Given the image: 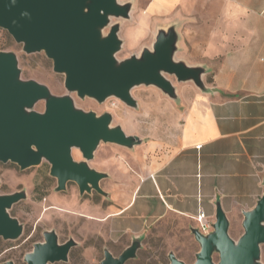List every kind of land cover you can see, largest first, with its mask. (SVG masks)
I'll use <instances>...</instances> for the list:
<instances>
[{
	"label": "water",
	"instance_id": "obj_1",
	"mask_svg": "<svg viewBox=\"0 0 264 264\" xmlns=\"http://www.w3.org/2000/svg\"><path fill=\"white\" fill-rule=\"evenodd\" d=\"M132 9L133 2L120 0H0V27L22 43L25 52L44 51L53 60L54 71L65 74L69 93L76 92L81 98L103 103L116 97L136 108L133 88L153 85L177 99L176 86L168 75L203 87L207 66L176 59L177 23L159 29L151 48L122 60L117 57L124 42L120 24L112 20L129 19ZM40 101H45L43 111L35 109ZM103 142L133 148L142 138L113 125L111 112L99 115L84 110L71 94L57 95L44 83L24 79L17 54L0 51V161L25 169L46 160L51 164V175L58 180L56 190H64L69 181H75L81 194L95 190L107 196L101 181L109 174L89 163ZM74 148L83 159L74 158ZM26 197L24 190L0 194V237L18 239L22 235L24 226L10 209ZM243 215L244 231L238 239L230 235V221L220 204L210 232L192 227L200 244L194 264H264V194ZM44 238L25 255L27 264L68 261L77 245L73 238L60 242L54 230L45 231ZM141 240L134 239L118 256L105 249L101 264H126L137 256ZM169 260L168 264H187L174 252L169 253ZM4 264L15 263L9 260Z\"/></svg>",
	"mask_w": 264,
	"mask_h": 264
},
{
	"label": "crops",
	"instance_id": "obj_2",
	"mask_svg": "<svg viewBox=\"0 0 264 264\" xmlns=\"http://www.w3.org/2000/svg\"><path fill=\"white\" fill-rule=\"evenodd\" d=\"M134 7L177 23L185 61L208 69L203 87L177 92L166 141L128 133L142 142L128 148L120 181L110 182L106 216L90 217L105 221L110 240L126 237V247L168 216L192 228L204 210L214 224L218 204L230 228L243 229V212L264 194V0H136ZM94 168L112 180L107 168Z\"/></svg>",
	"mask_w": 264,
	"mask_h": 264
},
{
	"label": "rangeland",
	"instance_id": "obj_3",
	"mask_svg": "<svg viewBox=\"0 0 264 264\" xmlns=\"http://www.w3.org/2000/svg\"><path fill=\"white\" fill-rule=\"evenodd\" d=\"M127 1L133 2L131 17L112 20L113 23L120 24L119 34L124 42L117 54L120 60L132 54H140L145 47L151 48L158 30L168 29L174 23L168 18L146 16L141 8L134 7L136 0H120ZM108 31L109 29H106L105 32ZM0 51H13L17 54L24 79H35L44 83L57 95L71 94L76 105L84 110H93L99 115L111 112L113 125H121L127 133L139 131L144 135L145 141H166L169 138L175 119L173 107L176 102H180L179 97L174 99L153 85H140L132 90L138 101L136 108L128 106L116 97L100 103L90 97L81 98L76 92L69 93L65 87V74L54 71L53 60L44 51L25 52L23 44L17 42L1 27ZM185 54L186 50L179 48L176 59L186 60ZM168 77L174 82L179 95L183 89L196 87L192 81L181 82L175 76ZM35 109L43 111L45 101L38 102ZM132 154L130 149L118 144H100L95 157L89 163L92 167L107 168L113 174L111 181L106 178L101 181V186L106 192L110 188V182L120 181L118 176L122 161L126 163V159ZM73 156L76 160L83 159L82 153L76 148L73 150ZM113 156H116L115 161H108ZM50 169L51 164L46 160L25 169L11 161H0V194L19 190L27 193L25 199L15 203L10 209L11 215L23 224V233L18 239L0 237V264L9 260L15 264H27L25 255L34 249L36 243L45 240L44 232L47 230L56 231L60 242L70 238L77 241V245L69 253L68 261L50 264H101L105 249L118 256L130 241L126 237L119 241L110 240L105 221L90 217L98 214L100 218H104L108 213V206L113 202L110 197L95 190L81 194L75 181H69L66 189L58 191V180L51 175ZM242 233L243 229H237L235 226L230 228V235L234 239H238ZM199 250L200 244L185 220L172 215L150 228L141 240L137 256L129 259L126 264H168L170 252H174L187 264H194ZM215 260L218 261L217 254ZM261 260L264 262V244Z\"/></svg>",
	"mask_w": 264,
	"mask_h": 264
},
{
	"label": "built area",
	"instance_id": "obj_4",
	"mask_svg": "<svg viewBox=\"0 0 264 264\" xmlns=\"http://www.w3.org/2000/svg\"><path fill=\"white\" fill-rule=\"evenodd\" d=\"M115 105V103H114ZM196 220L198 221L199 225L198 228L203 233H208L213 228V223L208 219L204 210H200L196 215Z\"/></svg>",
	"mask_w": 264,
	"mask_h": 264
}]
</instances>
